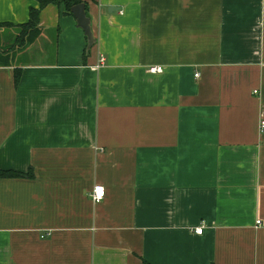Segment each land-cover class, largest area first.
<instances>
[{
    "label": "crops",
    "instance_id": "0c3cea01",
    "mask_svg": "<svg viewBox=\"0 0 264 264\" xmlns=\"http://www.w3.org/2000/svg\"><path fill=\"white\" fill-rule=\"evenodd\" d=\"M83 1L0 0V264H264V0Z\"/></svg>",
    "mask_w": 264,
    "mask_h": 264
},
{
    "label": "trees",
    "instance_id": "16d2710c",
    "mask_svg": "<svg viewBox=\"0 0 264 264\" xmlns=\"http://www.w3.org/2000/svg\"><path fill=\"white\" fill-rule=\"evenodd\" d=\"M39 2V7L38 8H30L29 10V19L26 23L18 25L20 30L15 38V44L14 46L17 47V50L23 49L27 43L31 40V38L35 37L36 31H37V25L39 21V14L40 11L48 4H63L65 10L72 14L71 12V7L79 4V3H84L83 0H37ZM86 6V5H85ZM73 15V14H72ZM13 46V47H14ZM11 49V48H10ZM9 48L6 50L0 49V65H8L9 64V59H6L3 53H8ZM89 49H86L84 51V57L88 55ZM20 73L21 70L18 68H15L14 70V80L15 83L18 82L20 78ZM32 173L29 171L28 173H21V172H16L13 170H4L0 168V178H18V177H24L28 178L31 177Z\"/></svg>",
    "mask_w": 264,
    "mask_h": 264
},
{
    "label": "water",
    "instance_id": "95a60500",
    "mask_svg": "<svg viewBox=\"0 0 264 264\" xmlns=\"http://www.w3.org/2000/svg\"><path fill=\"white\" fill-rule=\"evenodd\" d=\"M71 12L76 19L77 25L83 30L87 39V48L89 49L95 42L91 26L90 18L86 14L85 3H79L71 7Z\"/></svg>",
    "mask_w": 264,
    "mask_h": 264
},
{
    "label": "built area",
    "instance_id": "2783aa9c",
    "mask_svg": "<svg viewBox=\"0 0 264 264\" xmlns=\"http://www.w3.org/2000/svg\"><path fill=\"white\" fill-rule=\"evenodd\" d=\"M105 61V58L104 56H100V59L98 61V64H97V68L100 66V65H103ZM149 71L152 72V73H157V72H161L162 71V67L161 66H151L149 67ZM195 76H198V73L195 74ZM259 128H260V131H263L264 130V118H262L260 120V124H259ZM105 197V188L102 184H96L94 185L92 191H91V199L92 201L94 202H99L101 201L103 198ZM259 222V220L257 221ZM203 231V226H199L195 229V232L198 233V234H201Z\"/></svg>",
    "mask_w": 264,
    "mask_h": 264
},
{
    "label": "rangeland",
    "instance_id": "374dc122",
    "mask_svg": "<svg viewBox=\"0 0 264 264\" xmlns=\"http://www.w3.org/2000/svg\"><path fill=\"white\" fill-rule=\"evenodd\" d=\"M11 41H12V42L15 41L14 38H12ZM10 43H11V42H10ZM6 48H7V47H6ZM3 49H5V48H3ZM10 50H13V49H10ZM10 50H9V51H10ZM6 54H8V56H6V59H10V58L12 57L11 53L8 52V53H6Z\"/></svg>",
    "mask_w": 264,
    "mask_h": 264
}]
</instances>
